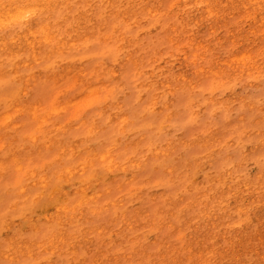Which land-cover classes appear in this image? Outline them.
<instances>
[{
    "label": "clouds",
    "instance_id": "9594fccd",
    "mask_svg": "<svg viewBox=\"0 0 264 264\" xmlns=\"http://www.w3.org/2000/svg\"><path fill=\"white\" fill-rule=\"evenodd\" d=\"M0 264H264V0H0Z\"/></svg>",
    "mask_w": 264,
    "mask_h": 264
}]
</instances>
